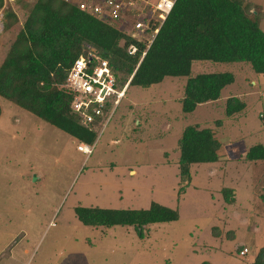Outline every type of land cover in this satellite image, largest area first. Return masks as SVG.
Instances as JSON below:
<instances>
[{
	"label": "rangeland",
	"instance_id": "obj_1",
	"mask_svg": "<svg viewBox=\"0 0 264 264\" xmlns=\"http://www.w3.org/2000/svg\"><path fill=\"white\" fill-rule=\"evenodd\" d=\"M252 1L264 30V0ZM23 21L0 35V63ZM214 71L235 80L192 112L180 103L186 76L131 85L89 156L74 137L0 96V264H250L264 246V166L243 157L264 145V74L243 62L197 60L190 75ZM234 94L246 106L228 117ZM187 125L214 131L220 159L192 164L182 181L178 142ZM151 202L177 209L178 219L93 227L75 214L77 206Z\"/></svg>",
	"mask_w": 264,
	"mask_h": 264
},
{
	"label": "trees",
	"instance_id": "obj_2",
	"mask_svg": "<svg viewBox=\"0 0 264 264\" xmlns=\"http://www.w3.org/2000/svg\"><path fill=\"white\" fill-rule=\"evenodd\" d=\"M252 3V0H176L140 59L144 43L81 11L74 3L18 0L4 9L0 35L19 19L24 21L0 63V96L79 141L94 143L102 126L89 128L81 124L70 108L72 92L65 84L74 60L93 48L108 60L119 87L128 82L127 90L131 85L146 88L158 84L168 76H186L180 103L184 112H192L197 105L218 99L223 88L234 81L230 71L190 75L194 61L243 62L254 72L264 74V30ZM2 4L0 0V8ZM133 43L137 44V50L129 53L128 46ZM244 107L245 102L231 96L226 100V115ZM178 143L182 181L190 180L191 164L219 158L220 141L210 127L187 125ZM245 158L264 161V145L250 146ZM75 214L83 224L93 227L142 228L179 217L177 209L157 202L141 209L77 206ZM251 264H264V246Z\"/></svg>",
	"mask_w": 264,
	"mask_h": 264
},
{
	"label": "built area",
	"instance_id": "obj_3",
	"mask_svg": "<svg viewBox=\"0 0 264 264\" xmlns=\"http://www.w3.org/2000/svg\"><path fill=\"white\" fill-rule=\"evenodd\" d=\"M2 1L0 32L3 30L4 9L18 0ZM65 1L76 4L81 11L118 27L137 42L144 43L145 50L140 57L142 59L176 0ZM136 50L137 44L128 46L129 53ZM65 84L72 92L70 108L79 117L81 124L89 128L101 124V129L112 118L128 86V82L118 86L108 60L93 48L87 55H79L74 60L68 70ZM94 143L79 142L77 150L89 156L93 152ZM240 252L242 254L245 249Z\"/></svg>",
	"mask_w": 264,
	"mask_h": 264
},
{
	"label": "crops",
	"instance_id": "obj_4",
	"mask_svg": "<svg viewBox=\"0 0 264 264\" xmlns=\"http://www.w3.org/2000/svg\"><path fill=\"white\" fill-rule=\"evenodd\" d=\"M233 74H234V72H233ZM168 77H173V76H168ZM174 77H176V76H174ZM234 80H235V76H234ZM234 82V81H233ZM232 82V83H233ZM161 83V82H160ZM226 87V86H225ZM128 89H129V87H128ZM224 89V88H223ZM222 93V92H221ZM221 96V95H220ZM231 96H236V97H238L241 101H243V97H242V95H237V94H234V95H230V96H228V97H226V99L227 98H229V97H231ZM217 100V99H216ZM216 100H213V101H208V103L209 102H215ZM244 102V101H243ZM245 106H246V104H245ZM225 107H226V101H225ZM245 108V107H244ZM243 108V109H244ZM242 109V110H243ZM241 110V111H242ZM226 113V112H225ZM238 112H236V113H234V114H237ZM234 114H232V116L234 115ZM226 116H228V115H226ZM229 117V116H228ZM139 119L140 118H135L134 120H135V123L136 124H138V125H140L141 124V122L139 121ZM213 131V130H212ZM214 132V131H213ZM215 134V133H214ZM71 136V135H70ZM72 137H74V136H72ZM75 138V137H74ZM78 142H81V141H79L77 138H75ZM97 139V138H96ZM262 144V143H261ZM248 150V149H247ZM247 152V151H246ZM246 152H245V154H246ZM245 154H244V159L245 160H247L246 158H245ZM179 158V157H178ZM220 159V153H219V158H218V160ZM217 160V161H218ZM247 161H250V163H249V165H251L252 167H255V165H257L256 167H260L261 165L262 166H264L263 165V163H264V161L263 160H256V161H251V160H247ZM214 162H216V161H214ZM205 163V162H204ZM194 164H197V163H194ZM192 165V164H191ZM190 168H191V166H190ZM231 191H232V194L234 195V193H233V190L232 189H230ZM101 227V226H100ZM240 251V250H239ZM242 251V250H241ZM258 252V251H257ZM241 253V252H240ZM247 252H246V250H245V252H243L242 254L244 255V254H246ZM256 255V254H255ZM92 256H90V258H91ZM255 257V256H254ZM254 257H253V259H254ZM105 259H106V257H105ZM253 259L249 262L250 264H251V262L253 261ZM91 260L93 261V257L91 258ZM87 261L86 259H85V264H100V262H99V260H95V261ZM108 263V261H107V259L105 260V261H102V263L101 264H107ZM44 264H49L48 262H45ZM210 264V263H209Z\"/></svg>",
	"mask_w": 264,
	"mask_h": 264
}]
</instances>
